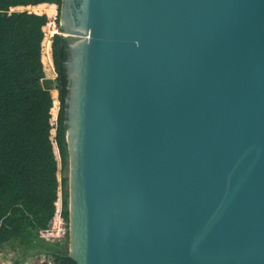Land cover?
<instances>
[{
  "label": "water",
  "instance_id": "95a60500",
  "mask_svg": "<svg viewBox=\"0 0 264 264\" xmlns=\"http://www.w3.org/2000/svg\"><path fill=\"white\" fill-rule=\"evenodd\" d=\"M77 264H264V0H62Z\"/></svg>",
  "mask_w": 264,
  "mask_h": 264
},
{
  "label": "trees",
  "instance_id": "16d2710c",
  "mask_svg": "<svg viewBox=\"0 0 264 264\" xmlns=\"http://www.w3.org/2000/svg\"><path fill=\"white\" fill-rule=\"evenodd\" d=\"M42 5H56L60 21L62 0H0L6 11ZM50 21L45 12L0 14V252L21 251L22 261L47 255L40 264H77L68 254V41L60 32L52 34V80L43 59ZM58 213L67 225L66 239L47 241L41 234Z\"/></svg>",
  "mask_w": 264,
  "mask_h": 264
},
{
  "label": "rangeland",
  "instance_id": "374dc122",
  "mask_svg": "<svg viewBox=\"0 0 264 264\" xmlns=\"http://www.w3.org/2000/svg\"><path fill=\"white\" fill-rule=\"evenodd\" d=\"M58 7L56 5H42V6H30V7H19V8H12L6 11V9H0V14H4L5 12H12L16 11L18 13L21 12H39V13H47L51 17V21L49 22L48 26L45 29L46 33V38H45V47H44V64L46 68V74L48 78H51L52 80H55L56 77V72L53 67L52 63V58H51V50H50V40L52 37V34L55 32H60L59 27H60V21L57 18V13H58ZM55 102H54V108H53V114H54V119H56L58 110H59V100H58V91L53 90L52 91ZM59 222L61 221L58 219L55 221L56 226L59 225ZM62 235V234H61ZM66 236H63L61 240L66 239ZM21 251H13L11 249H6L2 252H0V264H14L16 260H21ZM48 256L47 255H39L35 257H27L25 260H21L20 264H40L42 260H47Z\"/></svg>",
  "mask_w": 264,
  "mask_h": 264
},
{
  "label": "built area",
  "instance_id": "2783aa9c",
  "mask_svg": "<svg viewBox=\"0 0 264 264\" xmlns=\"http://www.w3.org/2000/svg\"><path fill=\"white\" fill-rule=\"evenodd\" d=\"M60 220L61 223L59 222V225L56 226L55 221ZM62 234V235H61ZM67 234V225L63 220V217L61 216L60 213L56 215L54 220L52 221L50 227L46 230H44L41 234V236L46 239L47 241H60L63 236Z\"/></svg>",
  "mask_w": 264,
  "mask_h": 264
}]
</instances>
